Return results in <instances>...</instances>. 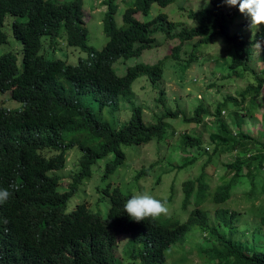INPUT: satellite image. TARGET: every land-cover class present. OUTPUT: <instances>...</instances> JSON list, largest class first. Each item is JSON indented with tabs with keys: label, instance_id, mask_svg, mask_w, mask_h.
Instances as JSON below:
<instances>
[{
	"label": "trees",
	"instance_id": "obj_1",
	"mask_svg": "<svg viewBox=\"0 0 264 264\" xmlns=\"http://www.w3.org/2000/svg\"><path fill=\"white\" fill-rule=\"evenodd\" d=\"M174 1L133 0L124 8L118 25L114 18L117 4L114 0H102L105 9L101 30L105 40L96 49L87 42L82 0H0V43L6 41L2 30L5 14L13 16L10 33L20 43L18 68L14 54H0V93L7 92L4 94L8 102L6 106L0 104V188L12 192L8 201L0 205V264H121L115 257L117 242L121 239L124 240L123 252L129 260H138L139 264H166L165 251L181 240L191 225L201 233L202 242L194 245L203 252L207 263L264 264V247H257L247 236L241 240L230 231V225L238 219L236 211L213 208L210 219L202 206L208 199L212 203L222 202L242 168L246 169L250 196L264 192V143L241 130L245 119L256 120V114H243L234 106L243 101L246 110L257 107L263 111L264 119V85H261L264 66L255 70L249 61L251 45L263 38L264 29L259 36L231 32L233 20L240 13L237 8L225 5L223 0H209L195 11L189 9L186 16L193 21L191 25L170 21L163 13L148 21L134 17L135 13L146 15L152 3L163 7ZM155 32L178 42L156 61L138 62L117 75L112 63L118 58L138 56L150 48ZM63 34L66 45L78 47L85 53L75 64L44 56L48 50L56 48L53 45L55 37L61 40L60 45L64 43ZM216 36L231 52L227 68L249 72L255 81L236 92L239 102L235 96L226 95L210 113L216 126L209 137L215 133L221 136L214 148L218 151L238 148L240 152L223 164L231 173L230 178H222L224 180L212 190L203 179V168L195 180H183L182 207L188 202L193 206L183 221L170 214L134 222L123 211L130 196L108 185L104 189L108 206L103 217L91 212L84 203L64 213L65 202L75 192L77 184L90 176V166L96 159L113 154L103 165L101 176L107 177L123 163L121 145L160 140L167 132L162 117L179 113L166 109L155 116L154 122L145 123L141 107L131 104L128 119L114 128L100 116L101 109H116L119 98L131 101V83L138 76H145L151 85L158 84L164 61L178 59L184 42L195 39L191 50H198L200 45ZM85 94L95 101L97 112L83 103ZM162 97L163 90L158 88L157 101L162 102ZM10 100L18 102L20 107L13 108ZM228 103L233 107L227 109L226 120L220 113ZM206 113L208 109L198 104L188 120L206 126L202 120ZM231 124L236 128L233 138H230ZM178 136L182 147L201 144L197 136L185 132ZM253 143L260 147H254L256 151L248 154L246 145ZM71 147H76L80 154L76 169L64 181L60 173L65 153ZM209 157L207 155L204 163L208 164ZM194 160L195 156L188 153L182 157L180 165L175 164L176 168L185 167ZM146 172L147 169L140 168L136 175ZM257 223L264 229V213L259 215ZM219 224L228 228L226 234L216 228ZM119 234L128 237H117Z\"/></svg>",
	"mask_w": 264,
	"mask_h": 264
},
{
	"label": "rangeland",
	"instance_id": "obj_2",
	"mask_svg": "<svg viewBox=\"0 0 264 264\" xmlns=\"http://www.w3.org/2000/svg\"><path fill=\"white\" fill-rule=\"evenodd\" d=\"M101 1L82 0L83 19L87 27V42L96 49H99L105 40L101 30V17L105 4ZM132 1L114 0L117 4L114 18L118 25L121 24V13ZM206 1L176 0L163 7L152 3L146 15L135 13L134 17L141 21H148L158 13H163L170 21L178 22L182 25H191L193 21L186 16V13L189 9L197 10L205 5ZM13 19V16L9 14L4 16L2 30L6 34V41L0 43V54L7 52L14 54L17 57L16 66L18 68L20 43L10 33V23ZM232 25L230 27L231 32L243 31L246 35H262V32L251 33L247 26V18L241 14L233 20ZM60 31L63 33L62 29H59ZM153 37L152 46L141 51L138 56L116 59L112 63L114 72L117 75H122L127 66L138 62L152 63L165 53H168L169 47L178 42L176 39L165 38L160 32L153 33ZM262 39H264V36ZM63 40L64 43L60 45L61 40L55 39L53 44L56 48L51 51L48 50L44 56L46 58H59L68 64H75L78 58L85 57V53L78 47L65 44L64 34ZM194 40L184 42L180 46L178 59L168 58L164 61L161 80H159L158 84L151 85L145 76H138L131 83L133 92L131 101L119 98L116 109L104 107L99 112L100 116L106 118L114 128L120 127L128 119L131 104L141 107V118L145 123L154 122L155 116L161 115L166 109L179 112L177 116L162 117L167 132L169 130L170 132H166L160 140L151 139L142 144L121 145L120 148L124 154L123 163L105 178L101 176L103 165L106 161L113 158V154L108 153L106 156L96 159L90 166V176L82 179L77 184L75 192L65 202L64 213L71 211L76 204L84 203L91 212L103 217L108 206V197L104 189L108 185L118 188L123 195L130 197L137 193H147L157 199H168L166 200L168 207L166 215L171 214L174 219L183 221L193 208L189 202L185 203L184 208L182 207L181 186L183 180L187 178L195 180L199 177L203 168V179L208 184L209 189L212 190L220 183L222 178H230L231 173L229 174L226 171L223 164L230 162L240 152L238 148L224 151H218L214 148L215 142L221 136L215 133L212 137H209L212 129L216 126L210 113L213 112L214 105L222 101L226 95L235 96L238 101L239 97L236 92L248 84H255V81L249 72H238L239 70L227 68L231 52L226 48L228 45L220 37L216 36L212 41L200 45L198 50H191V44ZM256 45L257 41L251 45L252 58H249L250 66L255 70H261L263 68L262 65L264 66V51H260ZM261 85H264V79ZM158 88L163 90L162 102L157 101ZM4 93H0V104L6 106L8 102ZM247 97L245 102H247ZM82 101L91 111L97 112V105L95 101H92L89 94H85L82 97ZM10 104L13 108L20 107V104L13 100H10ZM198 104H201L209 111V113L202 115V120L206 126L188 120L194 107ZM243 105L242 101L239 102V105L234 106L239 108L243 114H256V120L245 119L241 124V130L246 134L249 133L256 136L260 143H264L263 111L257 107L249 111L244 109ZM231 107H233L232 104L228 103L226 109L220 113L226 120V111ZM229 127L231 131L230 138H233V132L236 131V128L232 124ZM181 132L199 137L200 146H180L178 135ZM77 135L78 137L80 136L79 134ZM246 146L248 147V154H253L256 151L254 147H260L257 143ZM188 153L194 155L195 160L185 167L176 168V165H180L182 157ZM79 154L80 151L76 147H71L66 151L64 166L60 173L64 181H66L67 175L76 169ZM207 155H210L208 164L204 163ZM245 156H247L246 153ZM140 168L147 169V172L137 176L136 174ZM245 173L246 169L242 168L240 175L227 189L228 196L222 202L212 203L208 199L203 202L204 205L202 206L207 209L210 219L213 216V208H229L236 211L238 219L234 220L230 225V231L233 236H239L241 240L246 236L250 237L257 247H264V229L260 228L257 223L259 215L264 213V192L256 196H250V185ZM60 183L63 185V181ZM57 189L59 191L62 190L61 186H58ZM216 228L224 234L228 231V228L220 224ZM121 236L128 237L126 234H119L117 237ZM198 242H202L201 233L196 227L191 225L186 235L181 240L170 245L165 251V263L216 264L215 262L207 263L203 252L197 250L194 245ZM123 248L124 240L121 239L117 242L115 249V257L122 262L121 264H139L138 260H129L125 256Z\"/></svg>",
	"mask_w": 264,
	"mask_h": 264
},
{
	"label": "clouds",
	"instance_id": "obj_3",
	"mask_svg": "<svg viewBox=\"0 0 264 264\" xmlns=\"http://www.w3.org/2000/svg\"><path fill=\"white\" fill-rule=\"evenodd\" d=\"M223 3L230 8H237L238 12L247 18L251 33L264 29V0H223ZM55 39L58 38L55 37L54 41ZM256 46L260 51H264V39L257 41ZM11 195L12 192L8 189L0 188V205L6 203ZM123 211L130 220L139 223L166 215L168 207L166 200L157 199L147 193H137L126 201Z\"/></svg>",
	"mask_w": 264,
	"mask_h": 264
}]
</instances>
